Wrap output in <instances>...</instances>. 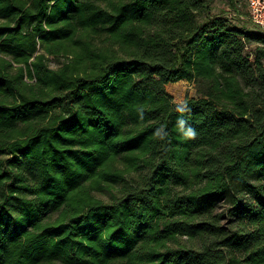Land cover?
<instances>
[{
    "label": "trees",
    "instance_id": "trees-1",
    "mask_svg": "<svg viewBox=\"0 0 264 264\" xmlns=\"http://www.w3.org/2000/svg\"><path fill=\"white\" fill-rule=\"evenodd\" d=\"M232 18L0 0V264H264V29ZM180 79L196 95L176 103Z\"/></svg>",
    "mask_w": 264,
    "mask_h": 264
},
{
    "label": "rangeland",
    "instance_id": "rangeland-1",
    "mask_svg": "<svg viewBox=\"0 0 264 264\" xmlns=\"http://www.w3.org/2000/svg\"><path fill=\"white\" fill-rule=\"evenodd\" d=\"M232 2L234 3L235 7L229 4V0H211L212 11L213 12L224 11L228 15L233 17L232 19L236 24L238 25L243 24L245 26L253 28L254 24H253V21H251L250 17L248 16V12L246 10L244 0H232ZM251 46H257V44L255 42H252ZM0 56L2 55L0 54ZM70 56L72 55H69V54L49 55L45 53V62L48 63L50 67L56 68V67H59L63 63L69 62ZM17 67H18L17 64L13 62L12 66L9 68V71L11 73H14L16 71L15 68ZM23 79L27 80V82L33 81L29 79L28 75L26 74H24ZM165 88L172 95L173 101L176 103L182 102L186 97L196 95V91H194L195 88H194L193 83L187 80H184V79L169 82L165 85ZM126 176H128V179L131 182H133L134 180L133 178L136 177L134 173H128L126 174ZM118 189H119V186L117 184L116 185L112 184L110 186H105L104 189L102 190L94 191V193L97 197L108 202L113 199L114 194L118 193L117 192ZM222 204L225 205L224 202L223 203L221 202V205H219V207L216 208V211L223 209L224 206ZM220 224L223 226H226L227 228L233 227L230 220L226 218L221 219ZM181 240L182 242L191 243L187 241L185 237H182Z\"/></svg>",
    "mask_w": 264,
    "mask_h": 264
},
{
    "label": "built area",
    "instance_id": "built-area-1",
    "mask_svg": "<svg viewBox=\"0 0 264 264\" xmlns=\"http://www.w3.org/2000/svg\"><path fill=\"white\" fill-rule=\"evenodd\" d=\"M244 3L251 21L264 29V0H244Z\"/></svg>",
    "mask_w": 264,
    "mask_h": 264
},
{
    "label": "clouds",
    "instance_id": "clouds-1",
    "mask_svg": "<svg viewBox=\"0 0 264 264\" xmlns=\"http://www.w3.org/2000/svg\"><path fill=\"white\" fill-rule=\"evenodd\" d=\"M186 121L183 120V119H178L177 121V130L182 133V135L187 138V139H195L196 136H197V132L195 130V128H193L192 126L188 125L186 127ZM155 135L158 137V138H161L163 139L167 133H164L163 132V128L161 129H158L155 133Z\"/></svg>",
    "mask_w": 264,
    "mask_h": 264
}]
</instances>
